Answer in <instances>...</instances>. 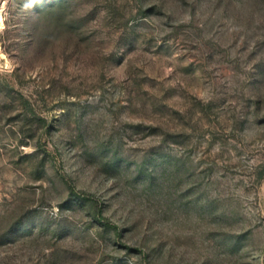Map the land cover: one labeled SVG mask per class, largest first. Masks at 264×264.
Instances as JSON below:
<instances>
[{"label":"rangeland","instance_id":"rangeland-1","mask_svg":"<svg viewBox=\"0 0 264 264\" xmlns=\"http://www.w3.org/2000/svg\"><path fill=\"white\" fill-rule=\"evenodd\" d=\"M0 11V264H264V0Z\"/></svg>","mask_w":264,"mask_h":264},{"label":"built area","instance_id":"built-area-1","mask_svg":"<svg viewBox=\"0 0 264 264\" xmlns=\"http://www.w3.org/2000/svg\"><path fill=\"white\" fill-rule=\"evenodd\" d=\"M2 23V15H1V11H0V24Z\"/></svg>","mask_w":264,"mask_h":264}]
</instances>
